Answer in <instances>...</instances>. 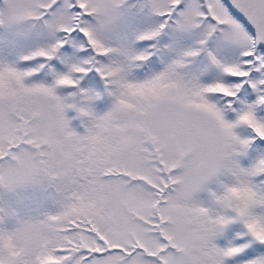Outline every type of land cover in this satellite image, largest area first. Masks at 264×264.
I'll return each mask as SVG.
<instances>
[{"label": "snow or ice", "instance_id": "obj_1", "mask_svg": "<svg viewBox=\"0 0 264 264\" xmlns=\"http://www.w3.org/2000/svg\"><path fill=\"white\" fill-rule=\"evenodd\" d=\"M0 264H264V0H0Z\"/></svg>", "mask_w": 264, "mask_h": 264}]
</instances>
